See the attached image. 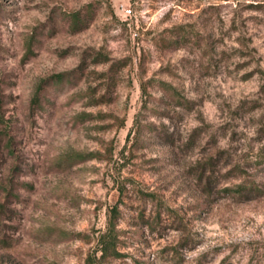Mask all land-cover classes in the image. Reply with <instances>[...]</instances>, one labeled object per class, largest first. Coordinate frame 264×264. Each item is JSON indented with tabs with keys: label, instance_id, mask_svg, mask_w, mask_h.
Listing matches in <instances>:
<instances>
[{
	"label": "rangeland",
	"instance_id": "1",
	"mask_svg": "<svg viewBox=\"0 0 264 264\" xmlns=\"http://www.w3.org/2000/svg\"><path fill=\"white\" fill-rule=\"evenodd\" d=\"M0 264H264V0H0Z\"/></svg>",
	"mask_w": 264,
	"mask_h": 264
},
{
	"label": "built area",
	"instance_id": "2",
	"mask_svg": "<svg viewBox=\"0 0 264 264\" xmlns=\"http://www.w3.org/2000/svg\"><path fill=\"white\" fill-rule=\"evenodd\" d=\"M132 13V11L131 10H129V14H131Z\"/></svg>",
	"mask_w": 264,
	"mask_h": 264
}]
</instances>
